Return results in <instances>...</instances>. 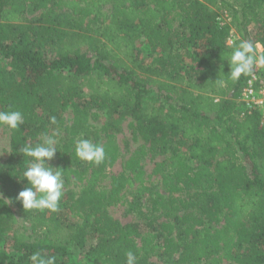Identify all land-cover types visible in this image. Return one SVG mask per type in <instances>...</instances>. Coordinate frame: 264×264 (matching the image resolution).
Here are the masks:
<instances>
[{
	"label": "trees",
	"instance_id": "1",
	"mask_svg": "<svg viewBox=\"0 0 264 264\" xmlns=\"http://www.w3.org/2000/svg\"><path fill=\"white\" fill-rule=\"evenodd\" d=\"M232 35L264 51V0H0V111L24 115L0 157V264H67L77 250L84 264H125L128 251L137 264H264L262 115H238L248 77L215 83ZM127 120L139 145L108 175ZM53 134L58 210L26 211L20 148ZM81 138L105 148L102 164L76 157ZM14 214L32 231L14 230Z\"/></svg>",
	"mask_w": 264,
	"mask_h": 264
},
{
	"label": "clouds",
	"instance_id": "2",
	"mask_svg": "<svg viewBox=\"0 0 264 264\" xmlns=\"http://www.w3.org/2000/svg\"><path fill=\"white\" fill-rule=\"evenodd\" d=\"M230 51L223 57L227 60L229 71L220 72L215 83L224 87L228 83L238 82L242 76H254L255 70L264 69V51H258L259 44L251 40L240 39L229 45ZM51 122H56L55 117ZM24 124V115L19 110L0 111V126L10 130H18ZM57 134L45 135L35 145H23L20 152L23 157L29 158L27 167L22 172V177L27 179V186L19 191L16 196L24 210L57 211L63 195V171L52 167L51 161L58 150ZM74 152L76 157L85 162L100 165L105 161V148L93 143L89 139L81 138L75 142ZM30 264H56L55 256H42L35 253L30 257ZM125 264H137V256L132 252L126 253Z\"/></svg>",
	"mask_w": 264,
	"mask_h": 264
},
{
	"label": "rangeland",
	"instance_id": "3",
	"mask_svg": "<svg viewBox=\"0 0 264 264\" xmlns=\"http://www.w3.org/2000/svg\"><path fill=\"white\" fill-rule=\"evenodd\" d=\"M40 13H41V11L28 12L27 18L29 20L33 21V20L38 18ZM226 14H229V13L226 11H223V10H219L218 19H220V20L224 19ZM251 27H252V29H255V26H251ZM139 46H141V48L143 47V45L140 43H139ZM260 48L263 50L262 47H260ZM260 48L258 50H260ZM70 114H71L70 110H68L67 113L65 114V116L69 117ZM99 115H100L99 118L93 122V124L96 128H99L101 126V124L107 118V115L104 111H100ZM9 135H10L9 129L6 126H0V157L3 159L6 158L8 155L9 139H10ZM116 136H117V141L120 145L123 157H121L114 164V166L108 170V175L119 173L121 171L122 160L124 159V157H126L128 152L136 149L137 146L139 145V142H135L132 140L131 131L128 127V120L123 123V126H122L120 132H118ZM156 160H161V157H158ZM145 162H146L145 167H146L147 171L150 172L152 169V166H153V161H150L147 158H145ZM109 211H110L111 215H113L115 218L119 219L121 221V223H123V224L137 220L136 216L133 213L128 212L126 210V208L122 205L112 206L109 208ZM68 217H71V215H68ZM11 223H12L14 230L25 231V232L26 231L27 232L32 231L30 228L29 220L25 219L24 217H22L18 214H14V218H13V220H11ZM87 244H89V242H87ZM77 253L79 254L80 250H77ZM78 254H76L75 256H70L69 258H67V264H84L82 259L80 258V256H78ZM223 264H229V263L225 262Z\"/></svg>",
	"mask_w": 264,
	"mask_h": 264
},
{
	"label": "built area",
	"instance_id": "4",
	"mask_svg": "<svg viewBox=\"0 0 264 264\" xmlns=\"http://www.w3.org/2000/svg\"><path fill=\"white\" fill-rule=\"evenodd\" d=\"M231 19V15L226 14L224 19H219V21L231 22ZM234 38L233 35L230 36L229 43L233 42ZM258 51H262V49L260 48ZM215 101H218V97L215 98ZM237 103L240 117L256 111L262 115V123L264 124V69L255 70L254 76L247 78L237 97Z\"/></svg>",
	"mask_w": 264,
	"mask_h": 264
}]
</instances>
